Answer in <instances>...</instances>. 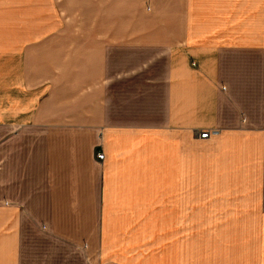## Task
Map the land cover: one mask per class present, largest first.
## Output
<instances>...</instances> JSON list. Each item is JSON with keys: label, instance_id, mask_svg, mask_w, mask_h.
<instances>
[{"label": "crops", "instance_id": "0c3cea01", "mask_svg": "<svg viewBox=\"0 0 264 264\" xmlns=\"http://www.w3.org/2000/svg\"><path fill=\"white\" fill-rule=\"evenodd\" d=\"M55 263L264 264V0H0V264Z\"/></svg>", "mask_w": 264, "mask_h": 264}, {"label": "built area", "instance_id": "2783aa9c", "mask_svg": "<svg viewBox=\"0 0 264 264\" xmlns=\"http://www.w3.org/2000/svg\"><path fill=\"white\" fill-rule=\"evenodd\" d=\"M216 133L217 132H215V131H211V132H209V131L201 132L200 133V138L201 139H207L209 137V135H215ZM95 158L97 160H99V161H102L104 159L103 152H101V151L96 152Z\"/></svg>", "mask_w": 264, "mask_h": 264}, {"label": "rangeland", "instance_id": "374dc122", "mask_svg": "<svg viewBox=\"0 0 264 264\" xmlns=\"http://www.w3.org/2000/svg\"><path fill=\"white\" fill-rule=\"evenodd\" d=\"M102 152V151H101ZM104 154V153H103ZM55 264H58V263H55Z\"/></svg>", "mask_w": 264, "mask_h": 264}]
</instances>
